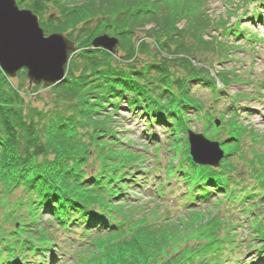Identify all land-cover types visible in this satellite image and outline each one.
I'll return each instance as SVG.
<instances>
[{
    "label": "trees",
    "instance_id": "16d2710c",
    "mask_svg": "<svg viewBox=\"0 0 264 264\" xmlns=\"http://www.w3.org/2000/svg\"><path fill=\"white\" fill-rule=\"evenodd\" d=\"M16 1L38 15L46 35L64 33L76 51L60 82L29 88L31 94L40 88L49 91L45 108L25 111L28 92L0 67V199L18 188L23 194L11 208L0 207V264H46L53 250L67 255L65 264H228L239 257L244 228L253 235L244 247L256 249L250 263L264 264V239L249 229L250 220L260 217L264 222V152L250 149L254 144L246 142L244 124L225 111L215 126L224 136H209L220 141L225 153L220 165L191 160L187 132L192 120L187 113L204 106L169 66L185 63L190 79L203 70L192 65V45L172 41L171 51L164 42L179 35L172 18L162 13L164 5L153 10L159 6L148 0ZM146 26L147 38H139L137 31ZM210 26L229 30L231 25L222 18L205 20L203 29ZM104 32L117 37L116 53L92 47L93 38ZM152 37L159 41L156 54L162 60L148 55L150 60L142 61L139 56L149 50L144 38ZM212 44L201 40L206 48ZM228 45L219 44L224 52ZM25 74L24 68L17 72ZM222 78L226 84L243 83L236 76ZM121 100L130 109L141 108L145 126H159L165 138L144 141L146 151L133 150L128 143L124 147L112 130L109 112L113 105L112 113L118 114ZM198 118L208 123L202 132H209L213 117L203 113ZM234 171L248 174L247 182ZM141 195L174 212L183 210L186 219L163 224L159 219H171L170 213H144ZM212 202L220 204L218 210L193 222L189 230L197 232L195 242L181 247L190 240L182 239L188 229L183 222L194 213H210ZM198 207L204 209L196 211ZM43 214L48 228L42 226ZM254 241L262 242L257 246Z\"/></svg>",
    "mask_w": 264,
    "mask_h": 264
},
{
    "label": "rangeland",
    "instance_id": "374dc122",
    "mask_svg": "<svg viewBox=\"0 0 264 264\" xmlns=\"http://www.w3.org/2000/svg\"><path fill=\"white\" fill-rule=\"evenodd\" d=\"M148 1L150 6H159L153 10H162L160 7L161 5H164L165 9L162 10V13L164 12L169 15L174 22V27L178 31L179 35L173 37L172 39L164 40V42L170 46V50L172 51L175 49L172 41L186 43V46L192 45L195 50L192 52V54L196 58L192 65L197 66L198 68L196 69H199L200 71L203 70L200 72L201 74L199 77L190 79L188 78L189 71L187 67L185 68V63L177 62L169 66L172 71H174L176 76H182V78L186 79L187 87L190 88L192 93L199 95L200 101H202L204 106L203 110L201 111H196L191 108L188 109L189 112L187 113V116L190 118V120H192L189 123V130L202 132V130L207 127L208 123L205 124L204 119L198 118V116L200 117V115L203 113L210 117L212 116L213 120H219L220 117L224 119L225 113L226 116L231 117L236 114L234 117H237V119L239 118V120L244 124V130H247L246 132L248 137L245 138V140H247L246 142L254 144V146L250 147V149L253 151V149L259 148L261 152H264V0ZM221 18L223 20H227L228 24L231 25L229 26L230 29H233V31H230V29L224 30V28H218L216 26H210L203 29L205 20L207 22V20L211 19L212 22L215 23ZM259 18L261 19L260 25L257 23L259 22ZM149 26H146L144 29H139L136 35L139 38H147L146 31L149 30ZM234 32H237L238 35H235ZM239 33L251 35L253 36V39L248 40L247 37H244L243 35L242 37H239ZM101 34H107L108 36L116 37L110 32H104ZM145 38L144 40L149 43V50L143 56H139L140 59L142 61H148L151 58L148 55H154L155 59H161L160 56L158 57L159 54H156V48L159 41L156 40L155 37L149 38L147 40ZM163 38L165 37H162V39ZM201 40L212 41L213 48H206L202 46ZM225 41L229 44L228 51L226 52H224V50L222 51L219 46L221 42ZM229 48L231 49L229 50ZM117 50L118 45L116 47L115 53ZM197 61H201L200 64ZM194 72L199 71L195 70ZM223 76H228V78L232 76L235 78L236 76L235 81H238L239 79V81H243V83H235L234 80H232L226 84L222 78ZM12 80L14 84L22 83V85H24L25 91L28 92V96L25 97L24 102L25 111H27L30 107L45 108L46 104L49 103L50 94L48 93L49 91L47 89L40 88L36 94L30 93L29 88L33 84L29 83L26 74L25 76H17L16 74L15 77H12ZM234 99H239V101L233 103L232 100ZM254 99L256 101H254ZM109 108V112L113 114L112 130L113 132H118L116 133V136L122 139V145L124 147H126L125 144L128 143L129 148L132 147L133 150L139 149L146 151L145 149H149V147L144 141L148 140L150 142L151 138H154V141H161L165 138L166 134L161 132L159 126H145L146 121L142 119L144 116L141 108H138L137 110L130 109L125 100H121L117 110L118 114L112 113L113 105H109ZM227 112H229V114H227ZM218 122V126H220L222 121ZM217 132H219V130L215 128L214 124L209 128V132H202V134H205L208 139H211L209 136H224V133L219 132L217 134ZM153 133L154 135H152ZM212 139L220 142L217 139ZM224 155L225 153H223L222 159L225 157ZM87 167L91 168L92 166L88 165ZM235 173L237 176L240 175L237 171ZM239 177L243 181H246L244 178L249 176L248 174H243ZM169 189L170 187L165 188V190ZM233 191L236 194V198H239L238 192L240 189L235 188ZM214 194H216V191ZM21 196L23 197L22 190L19 188L14 189L10 195L0 199V207L3 204L7 208H11L17 198ZM137 196H139V194H137ZM142 197L141 203L143 204L141 205V210L144 213L150 214V212H154L155 215L168 212L170 213L171 219L169 220H167V218H157L161 220L163 224H166V222H173L175 220L180 221L186 219L184 217L185 212L182 213L183 210L179 211L177 209V211L174 212L175 209H167V206L159 205L156 200H148L145 196ZM168 197H173V194H170ZM215 197H217V195ZM162 201L164 200L162 199ZM217 203L218 202H212L208 205V208L211 211L210 213H200L202 216L194 213L190 216V220H185L184 222L182 221L188 227L182 239L190 240L188 242L181 243V247L187 248L195 242L192 239L195 238L197 232L194 233V231L189 230L191 229V224L193 222H200L201 218L209 217L212 212L217 211V207L220 206V204ZM163 204L169 205L166 202H163ZM230 204L227 203V206L229 207ZM238 205L234 206L238 208ZM152 206L153 208L151 209ZM169 207L171 206L169 205ZM5 209L6 208H3L1 212H4ZM194 209L198 211L204 208L198 207ZM221 209L222 208H219V212ZM45 215L46 214L42 215V219L45 220L42 222V226L48 228L46 224L48 219ZM244 220L246 223L249 221L247 218H244ZM249 224L251 225V228L249 227V229L254 231V233L257 235H261L264 239L263 220L261 221V218L258 217L255 220H250ZM240 231V235H243V238H245L244 243L241 244L243 247L239 249V257L236 260L231 259L228 264H251L250 261L256 255L254 254V250L256 249L249 250L250 248H245L248 245L247 241L253 235H249L250 233L248 228L240 229ZM63 233L64 235H68V232L66 231ZM57 241H59V238ZM261 242L262 241H254V243H256L255 245L257 246H260ZM59 246H61V244ZM59 246L54 245V248H59ZM53 252L54 254H51L53 259L49 258L50 255H46V264L66 263L65 261L68 260L66 254L62 253V251L53 250Z\"/></svg>",
    "mask_w": 264,
    "mask_h": 264
},
{
    "label": "water",
    "instance_id": "95a60500",
    "mask_svg": "<svg viewBox=\"0 0 264 264\" xmlns=\"http://www.w3.org/2000/svg\"><path fill=\"white\" fill-rule=\"evenodd\" d=\"M93 48L114 53L118 39L107 34L95 36ZM75 42L61 32L45 34L39 17L31 9L20 8L16 0H0V67L10 77L26 69L31 84L52 86L66 74ZM218 124V121H216ZM189 152L197 164L219 165L223 151L217 141L202 133L188 132Z\"/></svg>",
    "mask_w": 264,
    "mask_h": 264
}]
</instances>
